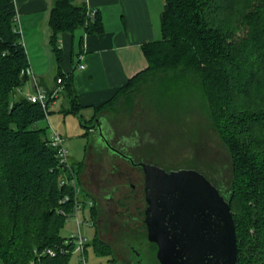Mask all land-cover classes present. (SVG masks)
<instances>
[{"label": "trees", "instance_id": "1", "mask_svg": "<svg viewBox=\"0 0 264 264\" xmlns=\"http://www.w3.org/2000/svg\"><path fill=\"white\" fill-rule=\"evenodd\" d=\"M91 10L75 0H53L47 15L63 112L77 114L83 125L72 75L60 71L58 37L78 28L101 33L99 13ZM16 16L14 0H0V264H71L75 245L60 230L72 213L74 190L61 182L71 170L78 181L83 161L77 168L60 163L46 128L38 125L47 120L48 106L16 94L29 68ZM160 30L158 40L142 46L147 67L97 105L91 120L137 91L155 101L159 95L201 94L228 154V177L223 174L227 165L215 168L214 162L175 167L201 171L227 197L236 264H264V0H163ZM91 214L97 217L93 201ZM47 248L56 254L46 253ZM93 248L113 254L97 233Z\"/></svg>", "mask_w": 264, "mask_h": 264}, {"label": "rangeland", "instance_id": "2", "mask_svg": "<svg viewBox=\"0 0 264 264\" xmlns=\"http://www.w3.org/2000/svg\"><path fill=\"white\" fill-rule=\"evenodd\" d=\"M149 87V91L154 94L155 85ZM203 99L197 92H188L180 97L179 94L159 95L155 101L137 91L114 105H108L104 109L106 116L103 120L107 127H112L118 134L121 133L119 136L128 151L165 166H193L197 163L208 166L210 162H214L215 168L227 165V168H223V174L228 177V154L212 125ZM60 104L55 107L50 104L49 118L39 121L38 125L46 128L48 136L53 129L64 137L68 161L75 168L83 161L78 168L77 186L79 199L85 202H82L83 207L79 210L77 218L74 213L67 216L60 235L69 238L80 230L86 237L87 245L83 252L86 264L106 263L105 259H100L94 251L93 241L96 233L97 237L108 245L109 250L117 258H121L123 264H136V257L131 248L138 246L142 247L143 259L140 264H157L156 246L146 241L145 230L138 232L124 223H116L111 218L101 223L100 220L97 221V217L92 216L90 200L96 197L94 180L108 177L104 164L91 163L96 155L91 144L93 135L87 127L93 126L96 120H91L90 116L80 111L84 119L83 125L77 114L63 112L64 107ZM55 114L59 115V119L54 117ZM54 118L58 121L55 119V122ZM263 133L264 131L262 136ZM94 170L96 177L93 176ZM87 221H94V224L89 225ZM74 253L73 251L71 262L76 261L77 256Z\"/></svg>", "mask_w": 264, "mask_h": 264}, {"label": "crops", "instance_id": "3", "mask_svg": "<svg viewBox=\"0 0 264 264\" xmlns=\"http://www.w3.org/2000/svg\"><path fill=\"white\" fill-rule=\"evenodd\" d=\"M75 1L98 11L103 30L98 34H87L82 28L61 32L58 37L62 51L60 71L72 75L80 103L79 114L81 111L91 117L97 105L107 103L129 79L147 67L142 46L161 36L163 0ZM14 2L29 68L38 82L49 89L54 85L58 70L49 44L51 31L47 23L53 0ZM81 64L83 67H79ZM58 104L65 106L63 95L53 103L54 107ZM105 112H100L102 117L106 115ZM54 117L59 119V115L55 114ZM74 252L77 257L71 264H79L80 253ZM98 256L105 259V264H123L115 254Z\"/></svg>", "mask_w": 264, "mask_h": 264}, {"label": "water", "instance_id": "4", "mask_svg": "<svg viewBox=\"0 0 264 264\" xmlns=\"http://www.w3.org/2000/svg\"><path fill=\"white\" fill-rule=\"evenodd\" d=\"M96 120V119H95ZM145 174L147 241L159 264H236L227 197L195 168L139 163Z\"/></svg>", "mask_w": 264, "mask_h": 264}, {"label": "flooded vegetation", "instance_id": "5", "mask_svg": "<svg viewBox=\"0 0 264 264\" xmlns=\"http://www.w3.org/2000/svg\"><path fill=\"white\" fill-rule=\"evenodd\" d=\"M105 116L96 119L95 124L90 129L93 135L91 144L95 148L94 153L96 155L91 163L94 165L104 164L108 174L107 178H98L97 181L94 180L93 184L96 190L93 204L97 211V221L100 220L102 223L111 218L116 223H124L138 232L142 233L145 230L147 241V227L144 221L147 206L144 188L145 174L139 163L141 161H156L137 155L133 151H128L119 136L121 133L118 134L115 129L110 126L107 127L105 124L106 122L103 120ZM101 153L105 154L99 156ZM93 173L95 174L93 176L96 177L95 170ZM147 242L156 246L155 243ZM141 249V246L131 248L136 257V264L142 262ZM156 261L159 264L157 258Z\"/></svg>", "mask_w": 264, "mask_h": 264}, {"label": "built area", "instance_id": "6", "mask_svg": "<svg viewBox=\"0 0 264 264\" xmlns=\"http://www.w3.org/2000/svg\"><path fill=\"white\" fill-rule=\"evenodd\" d=\"M94 9L91 10L90 14H94ZM15 20L19 23L18 16L15 17ZM79 67H83V65H79ZM28 77L24 84L16 89V94L21 95L25 97L30 102H39L43 108H46L50 104H53L56 99L59 97L60 93L63 91V85H62V79L59 77L56 79L55 84L50 89L44 88L36 79V77L31 72L30 68L27 70ZM50 144L51 146L55 147L57 150V157L60 161V163L66 165L69 167L68 163V151L65 147V141L64 138L56 131L51 130L50 135ZM69 170H71L69 168ZM70 178H66L65 181H62L61 183H68L70 186L73 187L74 190V202L72 207V213L75 214V217L77 218L79 210L83 207V204L85 203L81 199H79V188L77 186L76 178L73 176V171H70ZM63 200H68V197L66 196ZM83 202V204H82ZM90 205H92V201L90 200ZM79 224V221H77ZM89 225H91L92 222L87 221ZM73 242L75 245L74 251L80 252V264H86L83 252L85 249V242L86 237L82 235L80 230H78V233L76 235H73L69 237L66 242ZM46 253H49L50 255H55L56 250H53L51 248L45 249Z\"/></svg>", "mask_w": 264, "mask_h": 264}]
</instances>
